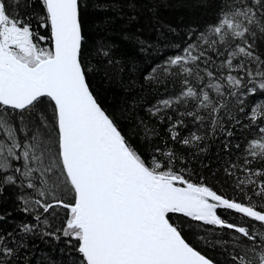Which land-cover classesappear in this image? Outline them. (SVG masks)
Masks as SVG:
<instances>
[{
  "label": "snow or ice",
  "instance_id": "obj_1",
  "mask_svg": "<svg viewBox=\"0 0 264 264\" xmlns=\"http://www.w3.org/2000/svg\"><path fill=\"white\" fill-rule=\"evenodd\" d=\"M0 264H264V0H0Z\"/></svg>",
  "mask_w": 264,
  "mask_h": 264
},
{
  "label": "trees",
  "instance_id": "obj_2",
  "mask_svg": "<svg viewBox=\"0 0 264 264\" xmlns=\"http://www.w3.org/2000/svg\"><path fill=\"white\" fill-rule=\"evenodd\" d=\"M40 247L43 248L45 251L51 252L54 257L57 255V253L52 252L49 246L44 245L43 243L40 244Z\"/></svg>",
  "mask_w": 264,
  "mask_h": 264
}]
</instances>
